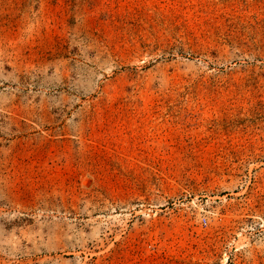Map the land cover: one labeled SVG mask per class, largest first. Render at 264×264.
<instances>
[{
	"label": "rangeland",
	"instance_id": "374dc122",
	"mask_svg": "<svg viewBox=\"0 0 264 264\" xmlns=\"http://www.w3.org/2000/svg\"><path fill=\"white\" fill-rule=\"evenodd\" d=\"M0 264H264V0H0Z\"/></svg>",
	"mask_w": 264,
	"mask_h": 264
}]
</instances>
